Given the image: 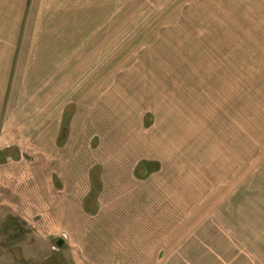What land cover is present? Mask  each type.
Instances as JSON below:
<instances>
[{
    "label": "rangeland",
    "instance_id": "374dc122",
    "mask_svg": "<svg viewBox=\"0 0 264 264\" xmlns=\"http://www.w3.org/2000/svg\"><path fill=\"white\" fill-rule=\"evenodd\" d=\"M73 4L63 77L29 5L0 39V264H73L57 241L109 219L159 229L162 263L264 264V0Z\"/></svg>",
    "mask_w": 264,
    "mask_h": 264
},
{
    "label": "crops",
    "instance_id": "0c3cea01",
    "mask_svg": "<svg viewBox=\"0 0 264 264\" xmlns=\"http://www.w3.org/2000/svg\"><path fill=\"white\" fill-rule=\"evenodd\" d=\"M69 1H72V3L67 1L70 3L68 6L66 0H45V2L43 0L42 2L40 0H0V26L8 24L6 25L7 37L0 29V39L14 40L13 45L18 43L16 41L17 33L20 31L18 28L22 24L23 14L26 13V5H29L30 15H36L32 22L29 24L25 22L20 29L23 30L25 37L32 39L28 42V46L33 47L31 49V52H34L32 55L35 61L41 64L42 69L36 67L37 63L34 66L36 69L47 72L45 73L46 77L51 74L57 78L59 73L63 77L61 63L66 58V51H70L73 47L75 49V44L79 45L80 33H82L79 15L76 18L77 24L75 25V8L73 0ZM38 6H40L39 10ZM6 28L4 26L5 32ZM70 34L73 38L72 43L69 38ZM34 46H37V50ZM49 63H52V65H49ZM262 80L264 79L262 78ZM119 219L123 221L124 217ZM76 221L82 224L83 220L79 218ZM107 221H110V225L106 229L97 230L95 228V230H91L90 228L87 232L80 231L78 239L69 236V242L60 239L62 245L65 244L70 248L73 264H177V260H170L171 256H169V261L162 263L161 247L167 244L161 239L159 229L147 228L142 232L125 229L113 230L112 223L114 219ZM154 221L153 219L151 222L154 223ZM192 236L193 231L181 242L183 248H185L184 245L187 240L193 238ZM182 250L181 246L179 251L176 247L172 253L182 254ZM226 251L228 253V250ZM172 253L170 249L169 254ZM217 253L225 255L226 252L221 248ZM228 264L237 263L228 262Z\"/></svg>",
    "mask_w": 264,
    "mask_h": 264
},
{
    "label": "water",
    "instance_id": "95a60500",
    "mask_svg": "<svg viewBox=\"0 0 264 264\" xmlns=\"http://www.w3.org/2000/svg\"><path fill=\"white\" fill-rule=\"evenodd\" d=\"M58 247H60L61 245H62V241L61 240H59L58 242H57V244H56Z\"/></svg>",
    "mask_w": 264,
    "mask_h": 264
}]
</instances>
